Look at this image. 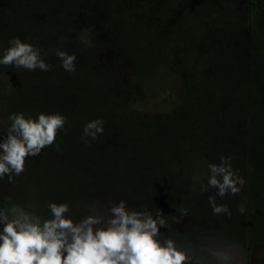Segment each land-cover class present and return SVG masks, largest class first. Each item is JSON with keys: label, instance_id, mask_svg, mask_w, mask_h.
<instances>
[{"label": "trees", "instance_id": "obj_1", "mask_svg": "<svg viewBox=\"0 0 264 264\" xmlns=\"http://www.w3.org/2000/svg\"><path fill=\"white\" fill-rule=\"evenodd\" d=\"M4 2L0 56L18 37L41 48L51 67L29 71L0 65V141L12 113L35 119L59 112L67 122L53 145L26 158L25 171L12 183L7 176L0 179V209L19 205L51 219L48 205L67 203L74 221L107 217L106 193L112 204L124 200L130 210L152 212L154 219L160 209L166 221L186 216L208 224L213 211L208 199L202 203L201 191L208 165L231 156L245 185L216 202L239 213L244 254L256 243L264 253V237L257 238L261 231L254 225L260 203L264 209V169L244 153L249 138L258 139L264 151V111L247 83L253 67L264 63V0H203L192 10V0ZM89 21L94 24L85 28ZM244 33L248 49L236 61L233 43L243 46ZM208 36L212 50L185 53L186 38L201 44ZM57 51L76 56L75 72L62 68ZM107 54L119 59L107 62ZM175 80L183 93H172L171 107L146 114L134 110L162 96ZM96 119L104 122L103 134L96 140L83 137L85 124ZM152 183L163 189L152 190ZM221 232L228 241V233ZM230 240L242 243L238 237ZM186 246L195 250L198 241Z\"/></svg>", "mask_w": 264, "mask_h": 264}, {"label": "clouds", "instance_id": "obj_2", "mask_svg": "<svg viewBox=\"0 0 264 264\" xmlns=\"http://www.w3.org/2000/svg\"><path fill=\"white\" fill-rule=\"evenodd\" d=\"M9 45L0 56V65L50 70L41 48L18 37ZM56 56L66 72L76 71L75 55L57 51ZM8 120L7 135L0 141V179L7 176L12 183L25 171L26 158L38 156L55 143L58 132L66 131L67 117L57 112L40 113L33 119L12 113ZM103 124L102 119L86 123L83 137L96 140L104 132ZM208 169L207 186L201 191L215 189V195L208 197L213 214L231 216L228 205L217 204L216 196L239 194L245 180L233 170L231 156H220V163H210ZM109 203L107 217L93 214L78 221L69 215L67 203H50L51 219H42L19 205L0 209V264H185L186 254L177 250L171 238L164 240L166 247L161 246L160 228L166 227L167 221L160 209L154 219L152 212L130 210L124 200ZM244 211L239 208L241 214Z\"/></svg>", "mask_w": 264, "mask_h": 264}, {"label": "rangeland", "instance_id": "obj_3", "mask_svg": "<svg viewBox=\"0 0 264 264\" xmlns=\"http://www.w3.org/2000/svg\"><path fill=\"white\" fill-rule=\"evenodd\" d=\"M201 1L203 0H192L189 8L192 10V8L197 6ZM5 5L6 3L4 2V0H0V13L5 10ZM224 12H226L225 8ZM6 17L7 16H1L0 14V25H4V23L7 22ZM13 19H15V17ZM19 19L20 22H23L22 17H19L18 20ZM93 24V22L89 21L85 22L84 26L85 28H88ZM94 32L98 33L99 30L96 29V31ZM244 35L245 37L241 39L243 46H240L237 42L233 43L234 46L232 54L233 59H235L236 61L243 60L244 54L242 53L245 49H248L246 45L247 36L245 33ZM181 36L183 37V39L184 37H186V35H184L183 33L181 34ZM212 39L213 37L209 36L203 37L202 43L199 44V41L197 39L189 41L186 38L187 49L185 53L188 54L197 50H201L203 52L212 50V46H210V41ZM218 51H221V49L218 48ZM105 59L107 62H109L119 59V57L115 54H107V57H105ZM208 59L209 58H207V60ZM216 59L220 60V57ZM102 60L103 57H100L96 61ZM122 63L124 64V62ZM227 66L231 67L230 65ZM120 77H124V73ZM248 79L249 80L247 81V83L250 82L252 84V90L254 92L255 100L258 103L260 113H262L264 111V63H260L258 66L253 67L252 73H249ZM173 90L175 91L172 92ZM172 93H183L177 80L171 82L168 85V88L165 90L162 96L155 97L154 101L146 100L140 106L137 105L138 107H135L134 110L139 113L146 114L155 109H164L167 106L171 107V105H173V103L175 102V100L171 98ZM237 103H240L239 100L237 101ZM245 152L249 154V159L251 162L260 167L261 170L264 169V151L258 139L254 138L251 142L249 138L248 142L245 144L244 153ZM206 186L207 184L204 185V187ZM150 187L152 188V190L157 191L162 188L155 183L150 184ZM202 192L205 193L204 197L202 198V203H205L208 199L206 195L214 196L216 190L208 189L207 191ZM103 197L111 202V204L113 203L112 197L108 194L104 193ZM217 197L218 196H216V199ZM254 197L257 198L258 202L260 203L261 198L259 197V195L254 194ZM260 205L261 209L254 224L255 227L259 231H261L259 232L260 234L257 237L259 239L264 237V212L262 211L264 209L262 208L261 203ZM228 207L229 209L231 208V206L229 205ZM230 211L232 213L231 216H228L226 213L219 215H214L213 212L209 213L208 217L211 218V222H209L208 224H198L197 220L194 217L186 216L179 217V220L176 221H167V226L160 228L162 230L160 231L162 233V236L159 238L161 241V246L166 247L164 240L166 238H171L177 250L184 252L188 260L193 259L194 264H246V261H250V264H264V253L258 243L253 244L251 250H247L244 254L246 244L245 241H243L244 238H241V233H239V229H243V221L239 218L238 212H233V210L231 209ZM221 230H224L225 233H228V241L226 237H224L225 234L222 233ZM189 236L194 237V239L190 241ZM235 237L240 238L239 242H242L240 243V245H234V242L230 240L231 238ZM197 241L198 247L195 250H190V247L186 246L190 245L191 243H196ZM185 248L190 251L187 252Z\"/></svg>", "mask_w": 264, "mask_h": 264}, {"label": "flooded vegetation", "instance_id": "obj_4", "mask_svg": "<svg viewBox=\"0 0 264 264\" xmlns=\"http://www.w3.org/2000/svg\"><path fill=\"white\" fill-rule=\"evenodd\" d=\"M227 3L229 4V10L233 11V8H232V5H231V2L228 1Z\"/></svg>", "mask_w": 264, "mask_h": 264}]
</instances>
